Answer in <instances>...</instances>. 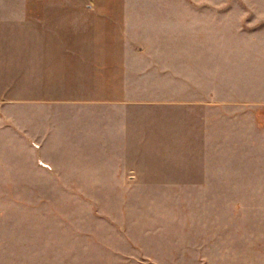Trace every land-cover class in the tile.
<instances>
[{
  "label": "rangeland",
  "instance_id": "rangeland-1",
  "mask_svg": "<svg viewBox=\"0 0 264 264\" xmlns=\"http://www.w3.org/2000/svg\"><path fill=\"white\" fill-rule=\"evenodd\" d=\"M0 6V264H264V0Z\"/></svg>",
  "mask_w": 264,
  "mask_h": 264
},
{
  "label": "crops",
  "instance_id": "crops-1",
  "mask_svg": "<svg viewBox=\"0 0 264 264\" xmlns=\"http://www.w3.org/2000/svg\"><path fill=\"white\" fill-rule=\"evenodd\" d=\"M1 1H3V0H1ZM11 11H13V12H11ZM37 20L38 21H36L35 23L44 24V21H43L44 18L43 17L40 19H37ZM24 22L26 24H32L30 19L24 18ZM12 25H17L15 10H10V7L7 8V7L0 6V31L7 30V28L10 29L9 27ZM31 52L32 51H30V54H31ZM0 53H1V51H0ZM42 54H43V50H42ZM31 55H32V58L29 60L30 68L35 66V68H40L41 70L46 71L47 67L45 65L46 64L45 59L47 58V55H46V57H44L45 54H43L44 60H42L40 55H39L40 58L38 57V53H35V54L32 53ZM0 57H1V54H0ZM4 85H7L6 88L3 90L4 93L1 94V92H0V104H3V105H0V146H1L2 132H5V134L8 136V139H9V137H11V139L13 141H17L18 137L20 140L23 139V141H25L27 143L25 145L26 148L29 151H31L32 153L34 152L33 154L35 156V154H36L35 150L38 149L39 143H40V147H41L42 140L39 142L32 135L28 134L29 131H26V129H25V132H26L25 133L24 130H21L20 127H18V124L16 123L17 122L16 119H14L10 115H7L6 113H4V111L2 109L4 107V105L15 104V102H13V101H6V100L3 102L1 101L2 95H6L8 92H9V94L10 93L12 94L11 89L9 87V84L5 83ZM40 102H42V101H40ZM18 128H19V131H22V133L18 132ZM41 137H42V135H41ZM8 142H9V140H8ZM41 164H42L41 167H43L42 162H41Z\"/></svg>",
  "mask_w": 264,
  "mask_h": 264
}]
</instances>
